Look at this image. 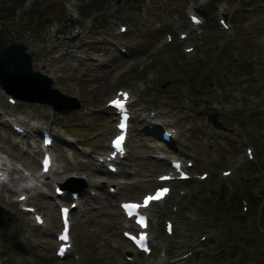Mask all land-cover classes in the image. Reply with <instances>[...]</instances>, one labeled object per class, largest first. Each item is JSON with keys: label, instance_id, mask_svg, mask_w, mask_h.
I'll return each mask as SVG.
<instances>
[{"label": "rangeland", "instance_id": "obj_1", "mask_svg": "<svg viewBox=\"0 0 264 264\" xmlns=\"http://www.w3.org/2000/svg\"><path fill=\"white\" fill-rule=\"evenodd\" d=\"M65 1L69 0H0V29L7 32L9 39L27 46V52L32 53L34 70L55 75L53 86L81 102L80 109L58 115L46 105L18 100L10 104L0 90V157L18 166L15 172L7 170L5 188L12 185L14 190L6 192L0 186V264H156L154 256L145 260L132 255V261L126 260L124 254L131 247L121 237L125 224L117 208L118 201L134 200L156 185V176L168 168L166 160L157 157L170 158V154L156 136L149 137L139 125L148 120L146 113L150 110L156 112L154 119L160 118L165 128L174 126L180 130L181 135L174 142L178 151L195 162L193 170L210 173L204 182H193L191 187L173 186L165 204L153 208L150 229L154 243L162 235L163 218L173 215L175 237L165 240L167 259L163 264H222L220 261L237 264L241 252L245 253L244 264H264V234L258 230L257 223L263 213L252 209L249 200L242 202L243 214L237 206L232 212L225 201L226 206L219 207L222 198L209 191H222L221 184L231 191L233 182L251 179L245 172L247 168L256 170V164L246 162L227 179L219 176L228 161L223 157L236 148L235 144L243 146L240 135L247 134L255 144L259 141L258 147L264 153V138L242 130L230 119L236 112L250 111L264 116V45L258 46L255 38L242 33L228 37L220 31H207L204 46L197 48L202 50L199 54L203 59L186 63L183 56L173 52L174 59L167 64L159 60L150 64L155 59L149 54L166 45L162 43L164 33L176 38L177 31L187 28L185 10L188 7L205 11V28L209 30L217 26L219 5L226 6L230 21L238 23L252 18L253 22L259 21L255 24L257 28L264 25V0H255L252 11L243 12L238 18L234 15L245 7L243 1L247 0H204L202 3L122 0L118 5L115 0H72L69 9ZM119 24L128 27L126 33L118 32ZM104 32L112 42L131 44L129 57L123 58L116 47L100 39ZM73 36H76L74 42H68L67 38ZM129 59H135L137 66L133 67ZM122 87L132 92L133 108L138 113L131 123L129 154L122 161L121 172L108 175L96 169L95 156L108 150L107 141L114 132V117L104 102L115 88ZM198 111L219 113L217 119L234 128L231 135L234 142L226 139L224 133L213 131L204 117L197 116ZM6 118L19 120L29 135L15 134ZM45 129L54 136L51 150L55 166L54 172L42 179L40 191L27 201L43 214L46 222V228H36L12 199L17 194L16 187L24 181L25 170L31 175L38 174L37 145L40 131ZM260 130L264 131L263 125ZM219 141L227 142V147H219ZM263 157L259 166L264 173ZM263 173L255 172L262 184L261 191L264 190ZM73 175L83 177V181L70 183L84 187V191L81 204L71 218L72 250L66 258L58 260L54 256V233L59 229L57 205L54 199L45 196H53L54 183L64 182ZM118 180L129 184H118ZM110 183L121 186L118 194L108 192ZM179 190L186 194L180 197ZM232 193L223 194L233 200L236 197ZM55 199L66 204L70 201L68 193L63 199ZM173 202L178 203L177 210L171 209ZM205 224L210 229L202 232ZM223 229L227 243L234 244L236 252L230 253L219 241ZM200 234L206 238L196 244ZM187 251L192 254L176 260ZM215 253L222 254L223 259L218 262Z\"/></svg>", "mask_w": 264, "mask_h": 264}, {"label": "water", "instance_id": "obj_2", "mask_svg": "<svg viewBox=\"0 0 264 264\" xmlns=\"http://www.w3.org/2000/svg\"><path fill=\"white\" fill-rule=\"evenodd\" d=\"M6 42V34L0 31V86L6 93L24 101L47 103L59 113L79 106L77 99L51 89V79L32 71L26 46L11 41L5 47Z\"/></svg>", "mask_w": 264, "mask_h": 264}, {"label": "snow or ice", "instance_id": "obj_3", "mask_svg": "<svg viewBox=\"0 0 264 264\" xmlns=\"http://www.w3.org/2000/svg\"><path fill=\"white\" fill-rule=\"evenodd\" d=\"M222 23H223V22H222ZM121 95L124 96V101H126V100L128 99V97H127L126 94H121ZM124 101H119V100H118V101H114L113 104H114V106H115L117 109L123 111V110H124V107H125V103H124ZM121 127H123V125H121ZM122 140H123V137H122V136L119 137V138L115 141V145H116L117 147H119V145H120V143H121ZM47 163H48V162L45 161V170H47ZM226 175H227V173H226ZM161 179H162V180H167V179H169V177H162ZM167 192H168V189H166V188H165V189L158 190V191L156 192L155 195H151V196H148V197L145 198V200H144V205H143V206H144V207H147L151 201L162 199L163 196L167 194ZM123 207H124L125 209H128V210H129V211H128V215L131 216V215L133 214V213H132V210L138 209V208L140 207V205L131 204V205H124ZM64 214H65V217H66V216H67V209L64 210ZM137 223L140 224L141 227H146V226H147L146 223H145V221H144V218H143L142 216H141L140 219L137 221ZM60 239H61L62 241H66V240L68 239V235H67V219H65V232H64V234L60 237ZM145 240H146V236H143V235H142V236L140 237V241H141V243H143ZM64 251H65V249H64V248H61L59 254H60V255H63V254H64Z\"/></svg>", "mask_w": 264, "mask_h": 264}, {"label": "bare ground", "instance_id": "obj_4", "mask_svg": "<svg viewBox=\"0 0 264 264\" xmlns=\"http://www.w3.org/2000/svg\"><path fill=\"white\" fill-rule=\"evenodd\" d=\"M54 70H56V69H54ZM49 77H51V78H53V79H55V75H48ZM25 152V151H24ZM0 164L3 166V169H0V172H1V176L4 174V172L9 168V167H7V165L8 166H11V169L12 170H14V171H16V165L15 164H13V163H8V161H6L4 158H2V157H0ZM21 194V193H20ZM19 194V195H20ZM19 195H17V196H19ZM69 215H70V217H71V213H69ZM43 223L44 224H46V222L45 221H43Z\"/></svg>", "mask_w": 264, "mask_h": 264}, {"label": "trees", "instance_id": "obj_5", "mask_svg": "<svg viewBox=\"0 0 264 264\" xmlns=\"http://www.w3.org/2000/svg\"><path fill=\"white\" fill-rule=\"evenodd\" d=\"M261 223L264 224V220H262Z\"/></svg>", "mask_w": 264, "mask_h": 264}]
</instances>
